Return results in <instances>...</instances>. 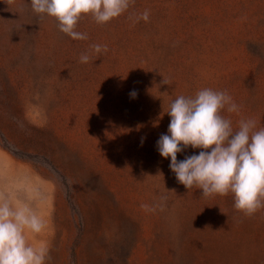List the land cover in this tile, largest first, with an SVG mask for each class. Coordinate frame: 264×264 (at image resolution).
<instances>
[{"label":"rangeland","instance_id":"1","mask_svg":"<svg viewBox=\"0 0 264 264\" xmlns=\"http://www.w3.org/2000/svg\"><path fill=\"white\" fill-rule=\"evenodd\" d=\"M30 3L0 0V192L46 220L28 240L47 264H264V209L186 189L157 149L171 100L202 88L241 106L222 112L234 128L264 127V0H135L105 25L82 16L86 41ZM93 43L109 51L80 63Z\"/></svg>","mask_w":264,"mask_h":264},{"label":"clouds","instance_id":"2","mask_svg":"<svg viewBox=\"0 0 264 264\" xmlns=\"http://www.w3.org/2000/svg\"><path fill=\"white\" fill-rule=\"evenodd\" d=\"M30 4L37 15L55 18L63 34L86 41L88 34L77 30L82 16L105 25L128 12L135 0H31ZM150 15V9H145L130 13L128 19L134 26L148 22ZM108 51L106 44H90L79 62L87 64L93 55ZM162 83L169 82L163 79ZM130 96L135 98V91ZM240 107L227 90L202 88L194 95L177 96L169 104L166 113L170 123L167 134L157 141V149L162 157L170 158L171 171L186 189H201L204 198L231 194L233 207L251 217L264 209V127L258 126L256 118L248 117L239 119L234 128L222 112L239 115ZM189 146L201 151L178 161L177 154ZM166 201L162 196L159 203L140 207L145 212L163 211ZM46 228V220L32 204L14 202L10 195L0 192V264H47V245L28 240L29 233L40 234Z\"/></svg>","mask_w":264,"mask_h":264}]
</instances>
